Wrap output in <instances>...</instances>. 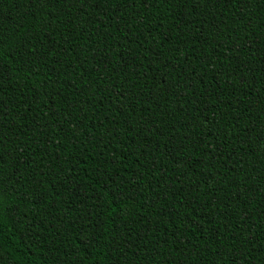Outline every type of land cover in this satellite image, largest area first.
<instances>
[{"label":"trees","instance_id":"16d2710c","mask_svg":"<svg viewBox=\"0 0 264 264\" xmlns=\"http://www.w3.org/2000/svg\"><path fill=\"white\" fill-rule=\"evenodd\" d=\"M0 264H264V0H0Z\"/></svg>","mask_w":264,"mask_h":264}]
</instances>
